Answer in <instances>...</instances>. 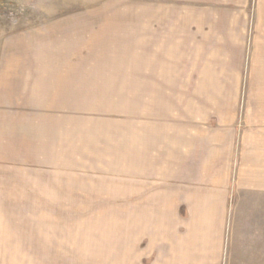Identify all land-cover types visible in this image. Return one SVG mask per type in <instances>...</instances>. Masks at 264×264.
<instances>
[{
	"label": "crops",
	"instance_id": "crops-1",
	"mask_svg": "<svg viewBox=\"0 0 264 264\" xmlns=\"http://www.w3.org/2000/svg\"><path fill=\"white\" fill-rule=\"evenodd\" d=\"M205 1L0 37L2 236L58 217L45 204L115 202L117 264H260L264 0L252 21Z\"/></svg>",
	"mask_w": 264,
	"mask_h": 264
},
{
	"label": "rangeland",
	"instance_id": "rangeland-1",
	"mask_svg": "<svg viewBox=\"0 0 264 264\" xmlns=\"http://www.w3.org/2000/svg\"><path fill=\"white\" fill-rule=\"evenodd\" d=\"M215 1L222 12L234 9L251 21L261 5L260 0ZM148 4L149 0H0V37L53 19L148 18ZM208 4L206 0L203 5ZM17 205L21 210L22 204ZM117 210L115 202L45 204L46 214L58 217L13 219L9 239L0 227V264H117ZM241 237V246L247 247L245 235ZM7 247L14 249H3ZM246 254L234 251L233 260L249 264ZM257 262L264 264V259Z\"/></svg>",
	"mask_w": 264,
	"mask_h": 264
}]
</instances>
